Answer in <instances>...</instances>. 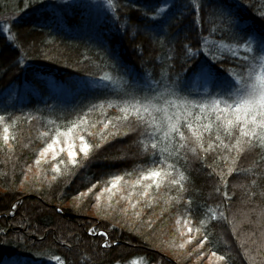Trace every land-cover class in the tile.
Here are the masks:
<instances>
[{"label":"trees","instance_id":"1","mask_svg":"<svg viewBox=\"0 0 264 264\" xmlns=\"http://www.w3.org/2000/svg\"><path fill=\"white\" fill-rule=\"evenodd\" d=\"M114 3L115 8L108 4L95 13L83 0H69L67 7L63 0H0V29L5 24L11 28L10 33L0 31V113L11 114L18 121L13 129V151L0 142V264H224L211 257L212 251L231 257L228 264H264V151L241 155L231 175V157L227 162L221 159L228 155L223 150L201 153L203 159L189 153L186 174L190 183L184 199L167 203L177 192L162 189L154 193L157 199L152 208L140 205V218L121 199L126 192L117 193L111 207L107 193L101 196L99 208L95 199L113 174L131 172L125 179L134 180L139 169L150 166L146 162L150 158L141 154L136 143L138 133L109 137L93 159L84 160L78 154L83 166L73 167L62 154L66 163L60 165L59 173L52 170L56 161L51 154L47 162L35 163L56 126L65 130L75 112L80 108L87 111L89 103L116 101L122 79L144 73L165 82L169 75L175 79L179 64L168 57L177 55L173 49H179L186 37L193 42L206 37L207 47L215 50L212 41L236 46L229 39L233 31L264 34V0H197L203 8H197L195 14L192 0H168L175 4L169 13L171 29L167 23L161 29L149 19L151 13L143 14L157 0ZM229 15L237 23L231 31ZM233 63L229 59L223 67L231 68ZM104 74L111 75L117 85L103 88L98 78ZM85 81L96 86L78 87ZM203 96L200 89L189 98ZM106 111L110 118L120 115L115 108ZM101 119V112L90 116L91 122ZM52 120L56 125L49 123ZM101 127L90 129L91 143L100 142ZM46 132L48 136L43 135ZM177 166H184V161ZM213 168L215 173L209 175ZM221 175L227 181L226 189ZM93 184L96 188L89 193ZM217 187L220 192L215 191ZM225 190L230 200L224 199ZM188 199L194 201L191 213L185 211ZM209 210L216 213L215 220L209 219ZM184 218L191 220L193 228L200 226V219L205 221L201 235L206 231L209 243L200 250L205 253L203 259H197L193 251L198 238L195 231L193 244L184 249L179 245L168 253L159 249L164 250L169 242L157 243L163 240L158 232L179 238L173 224ZM106 241L112 247H103Z\"/></svg>","mask_w":264,"mask_h":264},{"label":"snow or ice","instance_id":"2","mask_svg":"<svg viewBox=\"0 0 264 264\" xmlns=\"http://www.w3.org/2000/svg\"><path fill=\"white\" fill-rule=\"evenodd\" d=\"M108 4L110 8L116 7L114 0H108ZM192 5L190 7L193 14L197 8H203L202 3H197V0H192ZM63 6H69V0H63ZM173 7L175 4L168 3V0H157V4L146 9L143 14L148 16L151 13L149 19L161 29L166 23L171 29L174 25L170 22L172 17L169 13ZM261 17L264 18V13H261ZM227 21L229 31L237 26L230 15ZM0 31L10 33L11 28L5 24ZM159 35L160 33H157V36ZM229 39L235 41V47L212 41L211 43L215 44L214 50L207 47L210 42L206 37H200L195 42L186 37L179 49H173L177 55L168 57L179 64L175 79L169 75L165 82L163 78H155L152 73L122 79L119 84L121 91L117 94L116 101L105 99L101 103H89L85 106L87 111L80 108L75 112V119L68 121L65 130L56 126L53 129L54 134L50 136V142L40 150L35 163L40 165L42 161L47 162L46 158L51 154V160L56 161L52 170L59 173L60 165L66 163L62 154H66L67 163L73 167L83 166L77 159L78 154H83L84 160L93 159L109 142V137L138 133L136 143L141 154L150 158L146 161L150 166L139 169L134 180L125 179L126 176L132 175L131 172H125L123 175L113 174L106 186L95 196L96 206L99 208L101 196L107 193L111 207L113 197L117 193L126 192L121 199L127 202L137 218L142 215V212L137 210L140 205L146 204L152 208L157 199L154 193L159 194L162 189L177 192V196L169 197L167 203H180L184 199L183 193L188 191L190 183V177L186 174L189 153L193 157L203 159L201 153L207 155L223 150L228 155L220 157L221 159L227 162L231 157L233 167L228 168V174L231 175L236 171L234 166L241 155L264 151V34L240 29L239 32L233 31ZM226 52L230 53V56L226 55ZM229 59L234 61L233 66L223 67ZM20 63L17 61V66ZM98 79L105 89L117 85V81L109 74L101 75ZM90 85L96 86L92 81H85L78 87L86 89ZM200 89L204 92L200 100L189 98L194 91ZM113 108L117 109L120 115L110 118L106 109ZM94 112H101L104 119L91 122L90 116ZM17 122V118L11 114L6 116L0 113V142L9 152L13 151V142L16 140L13 129ZM49 123L56 125L55 120ZM98 125H102L99 130L100 142L93 144L88 139L93 136L90 129H96ZM122 128L126 130L122 132ZM43 135L48 136V133ZM182 160L184 166L178 167ZM215 171L213 168L209 175ZM53 179L56 177L53 176ZM220 180L226 189L227 181L223 175ZM252 183L255 185L256 180ZM95 188L96 184H93L88 192ZM215 191L220 192L221 189L217 187ZM223 196L225 200L231 199L226 190ZM193 203L192 199L186 201V212H192ZM124 211L127 212V209ZM219 216L227 219L224 212H220ZM209 219L215 220L216 213L211 212ZM198 223L200 226L193 228L190 226V219L177 220V224H183L187 229L186 233H180L186 238L179 244V248L184 249L186 245L193 244L194 237L191 234L195 231L198 238H195L196 247L193 251L197 253V259H203L205 253L200 250L209 243V234L204 231L201 235L205 221L200 219ZM148 224L151 226V221H148ZM91 232L96 234L95 229ZM99 235L107 236L108 233ZM103 247L110 248L112 243L106 241ZM191 255L190 252L189 256ZM211 257L224 264H228L231 259L225 255H217L216 251L211 252Z\"/></svg>","mask_w":264,"mask_h":264},{"label":"rangeland","instance_id":"3","mask_svg":"<svg viewBox=\"0 0 264 264\" xmlns=\"http://www.w3.org/2000/svg\"><path fill=\"white\" fill-rule=\"evenodd\" d=\"M83 1H86L90 6V8H92V10L95 12V13H98V12H101V10L103 9H107L108 8V4L106 1L104 0H83ZM183 227V228H182ZM173 228L175 230V233L176 234H180L183 230V232H187V229L182 225L181 227L177 224V222H175L173 224ZM182 228V229H181ZM166 233H163V232H158V236H161L163 238V240H158L157 243H163L164 241L165 242H169V243H166L165 245V248L164 250L162 248H159L157 245H155L157 248H159L161 251H164L166 253H168V251H171L174 246H177L179 245L180 243H176V240H180V238H185V237H182L181 235L178 237H173V236H167L166 237ZM193 237H194V232L191 234ZM129 264H140V262L138 261H133ZM143 264V263H142ZM189 264H194V262H191ZM201 264H209V261H202Z\"/></svg>","mask_w":264,"mask_h":264}]
</instances>
